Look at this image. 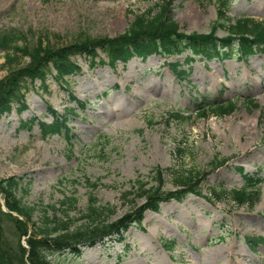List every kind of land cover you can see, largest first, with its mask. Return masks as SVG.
I'll return each mask as SVG.
<instances>
[{"label":"rangeland","instance_id":"1","mask_svg":"<svg viewBox=\"0 0 264 264\" xmlns=\"http://www.w3.org/2000/svg\"><path fill=\"white\" fill-rule=\"evenodd\" d=\"M163 2L171 3L184 34H208L218 19L217 0H0V42L8 43L0 44V82L31 64L30 55L23 51L17 56L15 47L32 53L39 45L63 48L114 39L130 30L136 16ZM231 2L233 20H264V0ZM14 36L17 40L11 41ZM217 36L227 34L220 29ZM106 53L73 57L78 70L65 79H58L51 66L45 82L25 83L24 108L14 103L0 119V178L23 177L30 185L24 202L35 207L61 209L65 198L75 196L78 208L71 216L76 220L95 195L99 205L116 207L114 221L143 204V197L132 195L133 205L123 195L138 180L146 189L154 187L155 169L174 170L164 174L163 192L177 188L175 172L205 171L207 177L199 189L202 195L147 212L123 241L106 240L85 248L81 257L52 254L51 262L264 264V56L243 59L234 47L231 58L220 61L191 63L187 52L165 59L134 57L125 64L111 63ZM10 54L16 55L13 61ZM181 72L186 74L180 77ZM205 98L234 102L237 108L222 118L212 112L201 118L196 111ZM76 100L85 102V108H78ZM49 107L60 115L73 112L69 134L63 128L58 135L43 136L41 125L55 121ZM178 112L186 119L171 117ZM215 157L227 163L212 172ZM239 172L263 178L253 209L212 200L214 188L245 186ZM40 216H34L36 224ZM249 236L260 243L256 253L245 244ZM173 243L172 251L164 249Z\"/></svg>","mask_w":264,"mask_h":264},{"label":"trees","instance_id":"2","mask_svg":"<svg viewBox=\"0 0 264 264\" xmlns=\"http://www.w3.org/2000/svg\"><path fill=\"white\" fill-rule=\"evenodd\" d=\"M232 0H217L218 19L214 27L208 34H184L180 31V26L172 16V5L170 2H163L162 5L153 7L149 13L136 16L135 21L130 26V30L121 34L117 38H101L97 41L77 42L63 48L42 47L39 45L34 52L15 47L14 53L22 52L30 55L31 64L11 73L0 82V119L5 113L12 112L14 103H20L22 109L25 102V83L31 84L36 80L45 82L47 75L51 72V66L56 70L57 78H66V75L78 70L72 63V58L78 55L96 56L98 50L107 52L111 63L127 64L132 58L137 57L142 60L150 56L160 55L164 59L188 52V62H196L198 59L220 60L230 59L231 50L236 47L238 55L244 59L253 57L255 54H264V20L259 22L254 18H240L233 20L230 16ZM156 10V11H155ZM224 30L227 34L225 38L217 36L219 30ZM11 41L17 38L11 37ZM8 45V43L0 42ZM24 51V52H23ZM10 54L9 61H13ZM178 63L172 67L176 71ZM185 72L180 73V77ZM205 104L198 106L197 114L201 118H208L211 112L216 117H224L233 114L236 104L229 102L226 104H216L204 100ZM78 108L84 109L86 103L77 101ZM251 105L253 102L251 101ZM257 106V105H255ZM254 106V107H255ZM49 113L54 117L52 124H42L41 132L43 136L58 135L64 128L69 134L67 127L73 112L65 111L60 115L52 108H48ZM77 111V110H76ZM172 118L177 120L186 119L181 113H170ZM68 136V135H67ZM227 163V159L215 157L211 163V171L220 169ZM174 170L155 169L156 177L153 179L156 185L148 188L147 184L138 180L132 191H126L124 200H130L134 205L132 195L144 198L142 205H134L127 214L112 221L111 216L115 214L116 207L111 205H99L95 195L87 204L86 210L79 216L78 220L72 218V211L77 210L78 199L75 196L65 198L61 202V209L55 206L49 208L35 207L27 205L24 197L27 196L30 185L24 184L23 177L0 178V264H56L51 262L50 255L63 254L69 252L73 257H81L83 250L88 247H95L106 240L123 241L124 236L132 226H139L145 219V214L149 211L158 213L162 204L171 201L182 203L188 196L202 195L200 186L206 179L205 171H181L175 172L174 181L177 188L170 192H163L166 183L164 174ZM243 171V170H241ZM244 178L245 186L236 190H223L214 188L211 193L212 200H231L236 206H249L254 208L260 201L259 185L263 178L256 175L250 176L239 172ZM94 187L96 185L94 184ZM5 202L7 210H3ZM64 211L60 216L59 212ZM42 211V213H40ZM17 215V217L14 216ZM41 215L39 222L33 221L35 215ZM31 221V222H30ZM81 222V226L73 228V223ZM29 223H32L33 232L29 231ZM29 237V238H28ZM28 238V239H25ZM25 240V245L22 241ZM260 241L264 242V238ZM252 249L260 244L256 239L247 237L245 240ZM173 244H166L163 247L172 250Z\"/></svg>","mask_w":264,"mask_h":264},{"label":"water","instance_id":"3","mask_svg":"<svg viewBox=\"0 0 264 264\" xmlns=\"http://www.w3.org/2000/svg\"><path fill=\"white\" fill-rule=\"evenodd\" d=\"M4 210L8 211L5 206H4Z\"/></svg>","mask_w":264,"mask_h":264},{"label":"bare ground","instance_id":"4","mask_svg":"<svg viewBox=\"0 0 264 264\" xmlns=\"http://www.w3.org/2000/svg\"><path fill=\"white\" fill-rule=\"evenodd\" d=\"M255 124V122H253ZM244 127V126H243Z\"/></svg>","mask_w":264,"mask_h":264}]
</instances>
